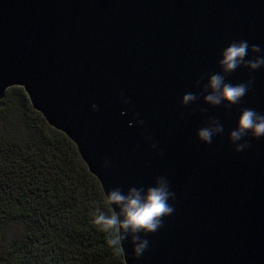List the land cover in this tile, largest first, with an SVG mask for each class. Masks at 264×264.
Listing matches in <instances>:
<instances>
[{
  "label": "water",
  "instance_id": "water-1",
  "mask_svg": "<svg viewBox=\"0 0 264 264\" xmlns=\"http://www.w3.org/2000/svg\"><path fill=\"white\" fill-rule=\"evenodd\" d=\"M240 40L262 49L246 59L264 55V0H0V99L22 87L105 198L169 182L175 211L140 258L123 242L125 264H264V137L240 153L229 140L243 109L264 114V67L225 76L253 81L238 104L204 103ZM189 92L199 99L182 107ZM211 120L224 130L206 145Z\"/></svg>",
  "mask_w": 264,
  "mask_h": 264
},
{
  "label": "trees",
  "instance_id": "trees-1",
  "mask_svg": "<svg viewBox=\"0 0 264 264\" xmlns=\"http://www.w3.org/2000/svg\"><path fill=\"white\" fill-rule=\"evenodd\" d=\"M73 142L23 88L0 99V264H125L94 224L109 212ZM14 232V236H7Z\"/></svg>",
  "mask_w": 264,
  "mask_h": 264
},
{
  "label": "clouds",
  "instance_id": "clouds-1",
  "mask_svg": "<svg viewBox=\"0 0 264 264\" xmlns=\"http://www.w3.org/2000/svg\"><path fill=\"white\" fill-rule=\"evenodd\" d=\"M249 51L260 54L262 49L257 44L250 47L247 40H240L231 42L222 51L219 67L224 75L212 74L204 85L203 91L208 93L204 96L205 104L213 107L222 103L226 106L236 105L249 92L252 80L240 84L225 82V76L237 68L243 67L254 72L264 67V55L246 59ZM198 99L196 93H186L182 97L181 106L186 107ZM93 108L95 109L96 105H93ZM139 123L142 125L143 121ZM223 130V125L218 120H211L208 126L198 130L197 138L206 145L211 144L213 137L222 134ZM249 134L253 139L264 137V114L245 108L241 111L236 128L229 133V140L235 145L236 153L249 147L246 142L240 143ZM152 147L155 149L158 146L153 144ZM108 166L106 161L104 167ZM173 198L174 193L170 191L169 182L165 177H158L155 184L147 189L132 187L126 194L120 188H114L106 194L105 205L109 207V212L97 208L93 222L108 233L106 243L115 254H119L123 242L131 237L133 256L140 258L149 246V241L142 237L156 233L163 226L164 218L172 215L175 208L169 201Z\"/></svg>",
  "mask_w": 264,
  "mask_h": 264
},
{
  "label": "rangeland",
  "instance_id": "rangeland-1",
  "mask_svg": "<svg viewBox=\"0 0 264 264\" xmlns=\"http://www.w3.org/2000/svg\"><path fill=\"white\" fill-rule=\"evenodd\" d=\"M14 234H15L14 232H11V233L7 236V238L14 236ZM0 244H2V242H1Z\"/></svg>",
  "mask_w": 264,
  "mask_h": 264
}]
</instances>
